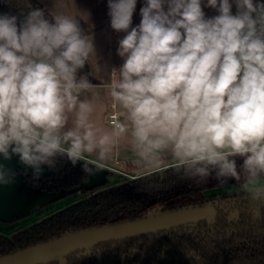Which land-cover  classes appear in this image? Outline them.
<instances>
[{
    "label": "clouds",
    "instance_id": "clouds-1",
    "mask_svg": "<svg viewBox=\"0 0 264 264\" xmlns=\"http://www.w3.org/2000/svg\"><path fill=\"white\" fill-rule=\"evenodd\" d=\"M136 5L107 0L125 35L103 96L77 75L94 45L75 16L0 13V161L24 166L0 162V187L29 170L38 186L61 161L86 183L123 152L146 169L171 160L181 179L234 180L264 204V0H144L131 27Z\"/></svg>",
    "mask_w": 264,
    "mask_h": 264
},
{
    "label": "trees",
    "instance_id": "trees-1",
    "mask_svg": "<svg viewBox=\"0 0 264 264\" xmlns=\"http://www.w3.org/2000/svg\"><path fill=\"white\" fill-rule=\"evenodd\" d=\"M31 9L44 10L45 17L54 22L37 0H28L27 5L0 0V13L21 20ZM77 75H87L92 84H98L88 62ZM241 163L237 157V164ZM174 169L175 165L89 189L84 188L79 165L73 167L66 161L51 171L52 176L41 177L38 186L33 185L31 173L22 175L27 186L52 194L68 191L76 202L48 216L44 213L51 209L44 206L33 212L43 217L39 222L11 236L0 235V257L71 232L133 221L153 213L208 204L217 208L225 203L233 210L229 218L220 210L212 222L101 244L56 264H264V204L251 203L243 192L208 198V191L222 188L215 179H181ZM227 186L240 184L233 180Z\"/></svg>",
    "mask_w": 264,
    "mask_h": 264
},
{
    "label": "crops",
    "instance_id": "crops-1",
    "mask_svg": "<svg viewBox=\"0 0 264 264\" xmlns=\"http://www.w3.org/2000/svg\"><path fill=\"white\" fill-rule=\"evenodd\" d=\"M37 1L44 7V9L50 15L56 9L57 11H66L70 15L76 17V20L79 23L83 34L93 42L94 55L90 57L91 60L88 61V64L92 76L98 80V84L93 85L98 86L97 90L100 91L103 96L104 85L106 83L105 80H107L111 70L113 68H119V66L123 63L122 58L117 55V49L118 41L125 35V33L116 32L110 27V17L108 16L109 10L107 6V0ZM143 3L144 0H137L136 10L133 14V22L131 27H135L140 23L141 17L139 13L140 8L143 6ZM202 7L206 17H213L218 14L217 11L213 8L206 7L203 5ZM232 12L233 14L236 13L235 5H233ZM109 165H115L117 169L118 167L123 168L127 166L128 168L130 166L132 170L128 173L134 176H138L165 169L167 167L175 165V163L171 160H168L161 167L146 169L135 166L127 159V156L123 152H118L114 155L113 159L108 162V164L101 172H103L104 174L111 175V170H113L116 173L124 175L122 171L112 169L111 167H109ZM103 177L105 178L106 175H104ZM92 178L94 179L95 176ZM90 181H92L91 178ZM43 194H46L48 198L51 197L50 199L52 201L50 200V202H54V204L50 207L54 208L55 206L58 210L68 206L73 202V199H70V197L60 199L61 197H64V194L62 192L52 194L31 188L24 183L22 176H18V182L15 185L9 187H0V206L4 205L5 209H9V207H7L8 202L6 201V199H14L15 205L11 208L12 213L16 214L17 212L22 216L23 221L26 222L23 225H19V227L24 228L39 220V217H36L37 214L33 213L34 211L40 210L44 206L47 209L48 204L45 203H47L48 201L45 203H41L42 199L40 198ZM0 219L6 221L3 218Z\"/></svg>",
    "mask_w": 264,
    "mask_h": 264
},
{
    "label": "water",
    "instance_id": "water-1",
    "mask_svg": "<svg viewBox=\"0 0 264 264\" xmlns=\"http://www.w3.org/2000/svg\"><path fill=\"white\" fill-rule=\"evenodd\" d=\"M5 2L11 5L28 4V0H5ZM0 162L15 171L23 170L24 167L19 163L17 157H13L10 161ZM29 173H31L30 170ZM51 175L52 172L46 170L43 176L50 177ZM216 216L217 209L211 204L153 213L133 221L67 233L58 238L3 255L0 257V264L63 263L70 255L78 251H91L101 244L167 232L203 221L212 222Z\"/></svg>",
    "mask_w": 264,
    "mask_h": 264
},
{
    "label": "rangeland",
    "instance_id": "rangeland-1",
    "mask_svg": "<svg viewBox=\"0 0 264 264\" xmlns=\"http://www.w3.org/2000/svg\"><path fill=\"white\" fill-rule=\"evenodd\" d=\"M3 1L5 2V0H3ZM109 167H111L112 169H117L115 167V165H109ZM117 170L122 171L124 173V175H121L119 173H116L113 170H111V172H112L111 175L104 174L103 172H101V173L97 174L94 179L91 178L92 181L89 180L88 182H86L85 185H84L85 188L86 189H89V188H92L94 186H103V185H106V184H115V183H118L119 181H122V180L123 181L124 180H131V179H133L135 177L140 176V175L134 176V175L128 173L129 171L132 170V168L130 166L128 168H127V166H125L123 168L122 167L121 168L118 167ZM100 174H101V177H100ZM104 175H106L105 178L103 177ZM18 176H21V175H18ZM17 182H18V177H17L16 183ZM237 190H239V187H236V186H226V187L217 188V189L208 191L206 193V195L208 197L209 196H214V195L219 196V195H223V194H231V193H234V191H237ZM62 193L64 194V197H61L60 199L65 198V197H67V198L70 197V199H73V197L70 195V193L68 191H62ZM50 198H48V196L46 194L41 195V198H40V199H42L41 200L42 201L41 203H45V202L48 201L45 204H48L47 205L48 207L53 206L54 202H50V200H51ZM6 201L8 202V206L7 207H9V209H5V206L4 205L0 206V218H3L4 220L10 221V222H6V221H3V220L0 219V232H3V233H7L12 228H16V227L18 228L19 225H23L26 222V221L25 222L23 221L22 216L20 214H18L17 212H16V214L12 213V209L11 208L14 207V205H15L14 204V201L15 200L10 198V199H6ZM0 203H1V200H0ZM50 209H51V211L50 210H47L44 213V215L45 214L46 215H49V214H51L53 212H56L58 210L55 206H54V208H51L50 207ZM61 209H63V208H61ZM61 209H59V210H61Z\"/></svg>",
    "mask_w": 264,
    "mask_h": 264
},
{
    "label": "flooded vegetation",
    "instance_id": "flooded-vegetation-1",
    "mask_svg": "<svg viewBox=\"0 0 264 264\" xmlns=\"http://www.w3.org/2000/svg\"><path fill=\"white\" fill-rule=\"evenodd\" d=\"M17 171V170H16ZM20 171H22V170H20ZM29 173V172H28ZM52 176V175H51ZM42 177H44V176H42ZM237 187V186H236ZM85 188V187H84ZM241 187L239 186V190H237V191H234V193H239V192H243L241 189H240ZM234 193H231V194H223V195H219V196H216V195H214V196H216V197H221V196H224V195H233ZM208 197V196H207ZM210 197H212V196H209L208 198H210ZM76 202V200L73 198V202L71 203V204H73V203H75ZM71 204H69V205H71ZM68 205V206H69ZM67 207V206H66ZM65 208V207H64ZM217 209V213L220 211V210H222V212H224V213H226V214H228V216H227V218H229V217H231L230 215V213H231V211H233L232 210V208H231V205H227V204H225V203H220V204H218V207L216 208ZM57 211H59V210H57ZM46 216H48V215H46ZM45 217V216H44ZM43 218V217H42ZM41 217L39 218V220L38 221H36L35 223H37V222H39L41 219H42ZM35 223H33V224H31V225H29V226H27V227H24V228H20L19 227V229H17L16 231H8L7 233H3V232H0V235H4V236H11L13 233H16V232H18V231H21V230H23V229H25V228H28V227H30V226H32V225H34ZM145 237V236H144ZM140 238H142V237H140ZM134 239H139V238H134ZM131 240V239H130ZM99 246V245H98ZM96 248V247H95ZM95 248H93V249H95ZM92 249V250H93ZM81 251H78V252H75V253H73L72 255H74V254H76V253H80ZM72 255H70V256H72ZM69 256V257H70ZM78 258H79V260H81V257H80V255L79 256H77ZM56 264V263H55Z\"/></svg>",
    "mask_w": 264,
    "mask_h": 264
}]
</instances>
